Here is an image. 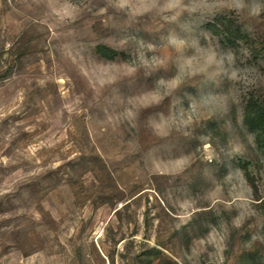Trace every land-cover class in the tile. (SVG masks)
I'll use <instances>...</instances> for the list:
<instances>
[{
	"label": "rangeland",
	"instance_id": "rangeland-1",
	"mask_svg": "<svg viewBox=\"0 0 264 264\" xmlns=\"http://www.w3.org/2000/svg\"><path fill=\"white\" fill-rule=\"evenodd\" d=\"M251 94L264 0H0V264H264Z\"/></svg>",
	"mask_w": 264,
	"mask_h": 264
},
{
	"label": "trees",
	"instance_id": "trees-1",
	"mask_svg": "<svg viewBox=\"0 0 264 264\" xmlns=\"http://www.w3.org/2000/svg\"><path fill=\"white\" fill-rule=\"evenodd\" d=\"M211 28H214L217 32L225 34L231 40L233 38L242 39L247 41L248 38L241 29V27L233 20L227 17H223L215 20L209 24ZM106 47H100L99 53L101 55L113 58L115 52L111 51V54H107ZM244 123L248 130L254 135L255 142L258 149L264 154V101L259 96L251 94L246 101L244 110Z\"/></svg>",
	"mask_w": 264,
	"mask_h": 264
}]
</instances>
